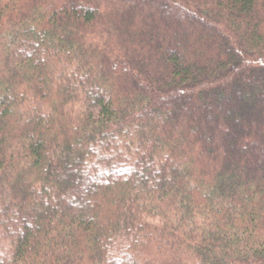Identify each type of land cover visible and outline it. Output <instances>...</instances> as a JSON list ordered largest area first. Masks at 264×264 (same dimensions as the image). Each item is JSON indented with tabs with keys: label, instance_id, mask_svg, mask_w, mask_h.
Listing matches in <instances>:
<instances>
[{
	"label": "trees",
	"instance_id": "16d2710c",
	"mask_svg": "<svg viewBox=\"0 0 264 264\" xmlns=\"http://www.w3.org/2000/svg\"><path fill=\"white\" fill-rule=\"evenodd\" d=\"M0 264H264V0H0Z\"/></svg>",
	"mask_w": 264,
	"mask_h": 264
},
{
	"label": "rangeland",
	"instance_id": "374dc122",
	"mask_svg": "<svg viewBox=\"0 0 264 264\" xmlns=\"http://www.w3.org/2000/svg\"><path fill=\"white\" fill-rule=\"evenodd\" d=\"M227 133H228V132H225V133H223L222 135L225 136V135H227Z\"/></svg>",
	"mask_w": 264,
	"mask_h": 264
}]
</instances>
